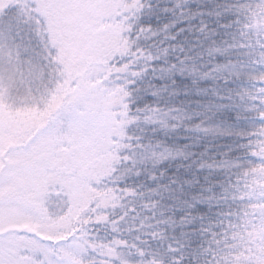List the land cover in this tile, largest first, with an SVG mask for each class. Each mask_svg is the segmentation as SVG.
Instances as JSON below:
<instances>
[{
  "label": "snow or ice",
  "instance_id": "obj_1",
  "mask_svg": "<svg viewBox=\"0 0 264 264\" xmlns=\"http://www.w3.org/2000/svg\"><path fill=\"white\" fill-rule=\"evenodd\" d=\"M152 7L150 0H0V217L16 209L36 218L31 208L32 196H40L44 206L55 200L60 208L54 217L72 213L67 190L59 184H49L48 180L66 175L75 177L79 173L83 143L95 128L94 98L102 88L124 87L130 95L132 111L133 78L138 75L133 68L142 58L148 59L139 46L140 35L151 33L150 28L139 26V17ZM218 7L221 11L216 15H227L230 19L224 31L231 42L229 38L223 42L227 54L213 55L210 59L224 56L225 62H211L206 71L195 66L190 70L177 68L173 64L170 71L218 80L231 92L235 80L229 77L236 64L240 63L241 68L245 64L254 65L251 79L247 80L250 86L240 87L229 96L235 102L237 119L248 122L250 127L240 133L244 138L243 158L236 163L240 170L229 184L234 191L230 197L226 193L224 196L228 211L216 226L205 230L198 245L169 238L165 226L159 233L167 240L162 264H203V257L209 258L207 264H264V0L255 4L234 0ZM117 26H122L120 37L128 44L126 54L104 55L102 70L95 65L88 67L84 61L80 62L81 70L72 69L70 29L84 37L81 43L84 50L88 38L113 35ZM200 31L209 44L217 43L216 29L203 24ZM237 33L240 37H256L254 43L241 40L238 44L240 49H251L237 53L246 56V61L233 59ZM180 63L183 65V61ZM106 74L108 79L103 85L90 87ZM236 75L239 79L240 74ZM17 109H34L39 119L34 126L17 133L18 143L9 147L7 139L13 135L9 115ZM8 160L17 163L12 166ZM108 186L110 182H105L104 187ZM120 191L134 194L127 188ZM55 192L62 195L54 197ZM95 207V203L90 204L80 221L65 229L73 233L69 240L52 244L37 239L44 249L37 254V264H67L61 250L72 252L74 243H82L78 238L84 234L90 238L92 247L79 253L83 261L95 264L96 257L104 255L103 249L108 248V256L101 264H123V257L116 258L115 249L122 242L128 243L125 238L113 235L108 240L107 235L99 236L101 231L118 234L122 227L120 219L109 215L107 210L94 211ZM97 216L103 217L98 225ZM85 220L91 223L85 224ZM12 235L0 236V242ZM205 239L211 240V244L202 248ZM97 242L101 246L99 251L95 248ZM146 245L150 247L151 241L131 242L144 259H148L143 252ZM157 259L161 258L153 259L152 264ZM0 264H11V258L3 251Z\"/></svg>",
  "mask_w": 264,
  "mask_h": 264
},
{
  "label": "trees",
  "instance_id": "obj_2",
  "mask_svg": "<svg viewBox=\"0 0 264 264\" xmlns=\"http://www.w3.org/2000/svg\"><path fill=\"white\" fill-rule=\"evenodd\" d=\"M150 2L153 7L139 17V26L150 28L151 33L140 35L139 46L148 59L142 58L133 68L138 75L133 78L132 111L129 110L130 95L121 87L126 112L132 121L125 128V144L127 149L138 151V157L118 166L115 175L106 181L111 185L106 187L108 192L102 190L105 196L118 201L107 212L117 216L122 227L118 234L101 231L99 236L107 235L108 240L113 235L117 239L125 238L128 243L122 242L115 249L116 258L123 257V264H152L155 258H161L156 264H162L163 246L167 240L159 233L165 226L169 238L198 245L205 230L219 223L228 211L225 193L231 196L234 189L229 184L234 173L240 170L236 163L243 158L244 138L240 133L250 127L248 122L237 119L235 102L229 96L240 87L250 86L247 80L251 79L254 65L245 64L241 68L240 63L236 64L229 77L235 80L231 92L218 80L170 71L173 64L177 68L190 70L195 66L206 71L211 62H225L224 56H218L214 61L210 59L213 55L227 54L223 42L229 37L224 27L230 19L216 13L221 11L218 6L234 0ZM248 2L255 4L257 0ZM203 24L216 29L217 43L207 42L200 31ZM117 27L123 30L122 26ZM255 39V36L240 37L237 33L233 59L246 61V56L237 53L251 49H240L238 44L241 40L254 43ZM121 41L126 54L127 41ZM216 49L219 52L213 51ZM151 118L153 122L145 123ZM144 151H152L153 156L139 158ZM123 188L134 194H124L120 191ZM92 203L96 204V201ZM102 218L97 216L95 223L98 225ZM72 235L71 232L69 238ZM144 240L151 241V246L146 245L143 249L148 259L131 246L132 241L143 243ZM209 244L211 240L205 239L201 247ZM96 245L100 246L99 242ZM105 250L109 252L108 248ZM106 258L107 255L103 260ZM208 259L203 257V264H207Z\"/></svg>",
  "mask_w": 264,
  "mask_h": 264
},
{
  "label": "rangeland",
  "instance_id": "obj_3",
  "mask_svg": "<svg viewBox=\"0 0 264 264\" xmlns=\"http://www.w3.org/2000/svg\"><path fill=\"white\" fill-rule=\"evenodd\" d=\"M121 31L115 27L113 35L88 38L85 49L82 50L81 43L84 37L70 29L69 37L72 41L70 64L72 69L81 70L80 62L84 61L88 67L95 65L97 70H102L105 63L104 55H124L126 47L121 41ZM87 51L92 54L87 55ZM107 79L108 75L106 74L103 80L94 81L90 87L95 88L103 85ZM123 101L121 86L101 89L94 98L95 128L91 137L83 143L78 161L79 173L75 177L66 175L51 177L48 180L49 184H59L67 190V195L72 202L73 211L71 214L65 213L62 216L54 217L53 214L58 213L60 208L55 200L51 201L49 206H44L40 196H32L30 197L31 208L36 218L16 209H11L6 216L0 217V236H5L7 233L13 234L7 240L0 242L3 246L0 251L11 258V264H37V254L44 251L37 244V239L52 244L69 240L71 232L65 231V229L71 223H78L81 215L88 211L89 205L94 200L96 201L94 211L107 210L117 205L118 201L115 198L105 196L107 189L104 184L115 175L118 166L127 163L129 159L138 157V151L127 149L125 144V128L132 121L127 115ZM38 119L34 109H17L14 113H10L9 126L13 135L7 139V145L14 147L18 143L16 134L34 126ZM153 121L154 119L151 118L145 120V123L149 124ZM150 156H153L152 151H144L139 158ZM6 162L12 166L17 163L13 160ZM60 195H62L61 192L54 193V197ZM89 239L84 234L79 239L82 243H74L72 252L61 250L67 264H91V262L83 261L79 254L85 247H92ZM95 248L100 250V246L95 245ZM103 251L104 255L96 257L95 264L97 262L101 264L103 257L108 256L109 252L105 249Z\"/></svg>",
  "mask_w": 264,
  "mask_h": 264
}]
</instances>
